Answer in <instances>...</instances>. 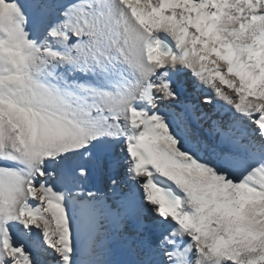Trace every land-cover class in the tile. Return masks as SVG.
Returning a JSON list of instances; mask_svg holds the SVG:
<instances>
[{
    "label": "snow or ice",
    "instance_id": "6c2138e0",
    "mask_svg": "<svg viewBox=\"0 0 264 264\" xmlns=\"http://www.w3.org/2000/svg\"><path fill=\"white\" fill-rule=\"evenodd\" d=\"M108 225L132 264H264V0H0V264H103Z\"/></svg>",
    "mask_w": 264,
    "mask_h": 264
},
{
    "label": "rangeland",
    "instance_id": "374dc122",
    "mask_svg": "<svg viewBox=\"0 0 264 264\" xmlns=\"http://www.w3.org/2000/svg\"><path fill=\"white\" fill-rule=\"evenodd\" d=\"M182 95L185 98L192 92L195 93L190 88V84H184L183 88H181ZM201 93L196 92V103L192 105V108L196 107H203L204 109H207L205 106L200 105V97ZM178 112L179 110L176 109ZM171 117V116H170ZM189 135V134H188ZM109 175L110 173L105 171V172H94L93 175L91 176L87 187L90 188L93 191H96L97 189H100L101 193H109L110 194V187L106 186L105 184L108 183L109 181ZM96 189V190H95ZM103 190V192H102ZM79 221L75 220L74 221V226L78 224ZM132 226V225H131ZM120 229V230H119ZM133 232V233H132ZM136 241V243H134ZM138 243V238L135 236L134 231H130L128 229L127 232L123 231L120 226H113V225H108L106 226V230L102 231L99 234L98 240H97V248H98V255H96L94 258L103 262V264H109L106 261L107 257V252L111 250V246H115L118 251H119V256L117 259H114L115 256H113L112 261L113 264H132L133 261H135L136 257V244Z\"/></svg>",
    "mask_w": 264,
    "mask_h": 264
},
{
    "label": "bare ground",
    "instance_id": "6f19581e",
    "mask_svg": "<svg viewBox=\"0 0 264 264\" xmlns=\"http://www.w3.org/2000/svg\"><path fill=\"white\" fill-rule=\"evenodd\" d=\"M176 81L177 84L180 86V88H183L184 84H190V88L195 91L192 92L191 94H189L188 96H186L185 98H187L185 100V102L189 105V107H192L193 104H195L196 101V92L199 94L201 93L200 89L197 88L194 85V82L192 81L191 77L186 75V74H180L176 77ZM202 94V93H201ZM184 97V96H183ZM200 99V98H199ZM200 101V100H199ZM207 107V106H205ZM194 108V107H193ZM176 109L178 108H173V109H169L168 107H164L162 106V111L164 112H168L170 114V116H173L176 111ZM180 111V109H178ZM207 110V109H204ZM221 116L225 115L223 113L220 114ZM189 137H195L198 138L201 141V151L200 154L202 156H204L205 158H209L212 159L215 156V153H218L222 150V146L219 145L210 135H209V130L206 124H204L203 122L201 123H197L195 120H192L189 124ZM106 186H109V181L107 184H105ZM125 187H127V185H124ZM94 190V189H93ZM96 190V189H95ZM100 190V189H99ZM103 192V190H102ZM110 192V191H109ZM106 193V192H105ZM128 229L130 231H134V227L129 225ZM120 230V229H119ZM128 231V230H127ZM133 233V232H132ZM107 257H106V261L109 264H113L112 261V257L115 256L114 259H117L119 256V251L118 249L113 245L111 246V250L109 252L106 253Z\"/></svg>",
    "mask_w": 264,
    "mask_h": 264
}]
</instances>
